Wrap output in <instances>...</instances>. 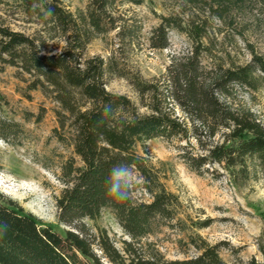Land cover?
<instances>
[{"label": "rangeland", "instance_id": "obj_1", "mask_svg": "<svg viewBox=\"0 0 264 264\" xmlns=\"http://www.w3.org/2000/svg\"><path fill=\"white\" fill-rule=\"evenodd\" d=\"M57 1L75 16L85 14L90 2ZM206 1L193 8L182 0H140V4L117 0L109 11L107 28L111 29L91 34L84 58L100 57L112 67L104 78L106 90L128 98L139 115L150 113L143 105L152 100L149 94L140 95L131 79L163 88L169 70L190 57L196 47L185 33L169 27L165 48H151L153 30L164 18L204 28L199 66L207 80L224 69L235 70L253 63L254 57L264 61L261 1ZM217 3L229 9L223 19L209 12V5L217 7ZM41 13L27 12L19 0H0V21L14 31L43 41L48 51L58 53L65 45V36L46 17L43 20ZM34 79L16 67L0 63V120L17 125L6 131L5 139L0 137V195L58 233L68 229L77 232L83 226L87 235H94L103 229L121 249V241L130 239L110 209H102L94 220L85 218L71 226L57 222L55 199L64 188L61 167L70 158L76 165L81 164L73 153L68 130L59 129L56 111L60 105L52 93L30 89ZM217 97L232 112L250 113L264 128L262 72L255 70L248 84H224ZM160 102L163 111L186 127L187 135L168 140L156 138L134 147V152L144 158L163 188L178 202L175 218L159 220L142 244H151L166 260H186L200 254L196 245L202 246L203 241L217 245L219 257L226 264H247L252 258L264 264V167L255 156H246L243 163L233 166L209 161L200 173L191 171L182 154L206 157L211 146L231 145V127L220 128L213 138L204 133L193 137V126L198 124L191 122L176 102ZM58 135H63V140ZM122 179L132 185L133 202L151 201L144 180L135 169Z\"/></svg>", "mask_w": 264, "mask_h": 264}, {"label": "trees", "instance_id": "obj_2", "mask_svg": "<svg viewBox=\"0 0 264 264\" xmlns=\"http://www.w3.org/2000/svg\"><path fill=\"white\" fill-rule=\"evenodd\" d=\"M19 1L27 12L42 11L40 17H46L65 36L64 47L52 53L43 41L14 31L0 21V63L35 77L30 89L40 88L53 94L60 105L56 111L59 129L68 130L73 153L81 164L76 165L70 158L61 167L64 188L55 199L57 222L71 226L85 218L94 220L107 208L130 240L121 241L118 249L103 229L94 235H87L83 226L77 232L68 229L58 233L0 195V264H226L219 257L218 246L203 241L202 246L196 245L200 254L186 260H166L151 244H142L159 220L175 218L178 202L163 188L144 158L134 152V147L156 138L186 137V127L161 108V100H172L191 122L198 124L193 126V137L204 133L213 138L220 128L231 127V145L211 146L206 157L182 154L191 171L200 173L209 161L233 166L243 163L246 156H255L264 167V128L250 113L232 112L217 97L226 83L248 84L255 70L264 74V61L254 57L253 63L235 70L224 69L207 80L199 66L204 28L164 18L153 30L151 48H165L169 27L185 33L196 47L190 57L169 70L163 88L131 79L139 94H149L152 100L143 105L150 113L139 115L128 98L106 90L104 78L112 67L100 57L84 58L91 34L111 29L107 28L109 11L117 0H90L85 14L77 16L62 8L57 0ZM260 1L264 5V0ZM131 2L140 4V0ZM182 2L194 8L207 1ZM228 11L220 3L217 7L209 5V12L218 19H223ZM11 126L17 127L0 120L1 138H6L4 134ZM63 138L58 135L59 140ZM120 164L131 165L143 178L151 195L149 203H135L131 195L126 200L109 195L106 182L113 167ZM120 179L118 188L128 184ZM247 264L261 263L252 258Z\"/></svg>", "mask_w": 264, "mask_h": 264}, {"label": "clouds", "instance_id": "obj_3", "mask_svg": "<svg viewBox=\"0 0 264 264\" xmlns=\"http://www.w3.org/2000/svg\"><path fill=\"white\" fill-rule=\"evenodd\" d=\"M131 175V165L120 164L115 165L110 172L109 180L106 182L108 186L109 195L116 196L120 200H126L131 195V184H123L121 187H117L121 184L122 177Z\"/></svg>", "mask_w": 264, "mask_h": 264}]
</instances>
